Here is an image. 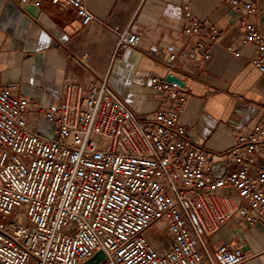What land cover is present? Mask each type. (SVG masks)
Wrapping results in <instances>:
<instances>
[{"label":"built area","instance_id":"2783aa9c","mask_svg":"<svg viewBox=\"0 0 264 264\" xmlns=\"http://www.w3.org/2000/svg\"><path fill=\"white\" fill-rule=\"evenodd\" d=\"M40 6L43 0H14ZM73 11L82 26L94 16L86 0H47ZM250 63L264 76V35L249 21L251 1L240 5ZM113 59L138 46L140 36L111 27ZM185 45L157 51L168 74L199 72L210 59L219 28L185 7ZM154 51L156 46H152ZM239 56V52L232 51ZM151 55L150 51L145 52ZM151 86L162 108L138 116L113 90L107 75L82 85L66 82L57 106L43 117L52 137L27 126L28 101L0 87V264H242L241 244H216L230 224L264 225V124L235 129L232 146L199 150L181 114L186 93L165 76ZM216 161L231 170L216 175Z\"/></svg>","mask_w":264,"mask_h":264},{"label":"crops","instance_id":"0c3cea01","mask_svg":"<svg viewBox=\"0 0 264 264\" xmlns=\"http://www.w3.org/2000/svg\"><path fill=\"white\" fill-rule=\"evenodd\" d=\"M246 1L256 8L249 21L264 35V0H239L240 5ZM86 6L94 19L82 26L75 12L47 0L41 1L37 17L14 0H0V87H10L28 101L26 121L32 131L53 135L54 126L42 110L58 105L64 83L85 85L105 75L138 116L159 111L162 100L150 78L166 77L167 69L153 55L184 47L185 7L193 18L210 21L220 30L199 72L189 73L188 63L185 72H173L184 82L181 90L187 95L180 118L187 137L199 150L218 152L232 146L235 129L246 132L264 124V76L250 63L253 47L240 44L241 15L231 0H86ZM111 27L137 33V48L113 59L116 36ZM231 168L216 161L214 172L221 175ZM215 242L241 244L246 255L242 264H264L263 224H230Z\"/></svg>","mask_w":264,"mask_h":264},{"label":"water","instance_id":"95a60500","mask_svg":"<svg viewBox=\"0 0 264 264\" xmlns=\"http://www.w3.org/2000/svg\"><path fill=\"white\" fill-rule=\"evenodd\" d=\"M23 10L28 12L31 16L37 17L40 12V7L33 4H23L21 6ZM166 80L169 82H175L180 86L181 88L184 86V82L181 80V78L176 74H168L166 76ZM104 257L103 252L99 251L97 252L92 259H90L86 264H96L98 263L102 258Z\"/></svg>","mask_w":264,"mask_h":264},{"label":"rangeland","instance_id":"374dc122","mask_svg":"<svg viewBox=\"0 0 264 264\" xmlns=\"http://www.w3.org/2000/svg\"><path fill=\"white\" fill-rule=\"evenodd\" d=\"M42 134L47 135L48 137H52V136L49 134V131H48V130H42Z\"/></svg>","mask_w":264,"mask_h":264}]
</instances>
